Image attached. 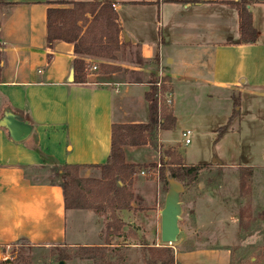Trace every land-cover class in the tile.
I'll list each match as a JSON object with an SVG mask.
<instances>
[{"label":"crops","instance_id":"obj_1","mask_svg":"<svg viewBox=\"0 0 264 264\" xmlns=\"http://www.w3.org/2000/svg\"><path fill=\"white\" fill-rule=\"evenodd\" d=\"M92 1L103 0H0V121L11 113L32 127L24 141L13 142L0 126V259L19 241L38 248L103 245L109 212L102 220L99 214L103 213L92 210L66 211L61 187L35 182L28 172L48 166L105 164L112 125L148 123L144 95L149 86L144 78L155 75L156 79L158 66L169 79L174 129L184 117L183 108L197 126L208 118V106L214 104L224 106L222 121L227 125L233 108L230 98L225 103L226 94L240 98V119H231L221 139L238 133L239 123L250 113L264 121V0H109L117 14L120 43L138 49L144 64L153 65L155 60L154 70L125 67L127 71L110 74L98 70L85 83L75 84L71 81L73 45L57 41L51 50L45 47L46 11L71 7L59 4L63 2ZM241 1L252 16L253 44H237L238 10L230 3ZM117 54L112 61L87 57L85 63L117 67ZM244 97L248 103H243ZM166 132L158 131L157 144L178 150L164 140ZM122 149L125 163L136 166L131 191L139 200L131 210L115 212L123 226L111 243L121 240L128 245L129 240L140 239L153 246L160 238L159 182L140 171L156 164L155 150L149 145ZM180 156L184 165H194ZM235 165L261 166L224 162L219 167ZM81 175L99 179L89 169L81 170ZM211 206V201L196 203V233H205ZM70 211L74 213L71 235ZM129 227L140 230L128 234ZM203 236L199 237L202 244L175 249L174 264H231V246L216 245L214 238Z\"/></svg>","mask_w":264,"mask_h":264},{"label":"rangeland","instance_id":"obj_2","mask_svg":"<svg viewBox=\"0 0 264 264\" xmlns=\"http://www.w3.org/2000/svg\"><path fill=\"white\" fill-rule=\"evenodd\" d=\"M116 53H118L116 65L120 71H127L125 67H142L147 70H154L155 66L148 63L137 64L139 53L135 47L121 46ZM154 79L155 75H146L144 78L146 82ZM229 98L232 108L234 102H237L240 107L241 100L238 96L226 94L224 96L225 103L229 102ZM243 99V103H248L245 97ZM171 106L167 109H171ZM208 107V118L197 126L190 123V118H188L190 115L183 108L184 114L182 115L184 117L180 121V125L163 134L164 140L170 145H175L178 150L174 151L179 154L182 153L188 163L208 166L200 170L194 181L191 182L187 178L181 182L186 188V192L181 196L182 215L178 223L180 232L177 241L165 246L161 244L159 239L155 245L148 247L169 248L174 256L175 249L178 247L191 248L197 246L204 242L199 237L208 235L216 240V245L224 243L231 246V264H264V121L254 117L256 114L250 113L239 123L238 133L228 134L225 138L223 137L224 139H221L222 137L218 138V130L226 124V120L222 121L225 115L224 106L214 104ZM232 119H240V108H238V115L233 116ZM183 130H190L192 133L188 145L183 144L181 137ZM167 149L170 150V148L158 145L155 150V163L159 162L160 158L165 159L164 153ZM224 162L229 164H243L245 162L247 165L261 166L253 168V173L250 178L246 179L245 187L242 190L239 188L241 165L219 167V164ZM53 167L31 170L28 172V176L35 182L57 181L52 172ZM152 168L144 169L146 174L143 176L158 180L161 211L167 186H163L159 180V169L157 173L155 172L156 175H153ZM89 173L92 177L100 176L97 169H89ZM202 200L212 202V215L204 225V234L196 233L194 229V208L196 203ZM105 215L107 214H99L100 219L104 220ZM73 217L74 213L70 211L67 218L70 235L73 233ZM136 230L140 229L126 228L128 234H135ZM141 244L143 243L140 239L129 240L128 245L121 243V240H116L104 250L89 251L80 247L38 248L19 241L6 253L9 256L7 260H2L3 256L1 257L0 264H60L61 262L62 264H146L145 259L150 254L141 249ZM138 246H140V250ZM59 256H62V259L59 260L57 258Z\"/></svg>","mask_w":264,"mask_h":264},{"label":"trees","instance_id":"obj_3","mask_svg":"<svg viewBox=\"0 0 264 264\" xmlns=\"http://www.w3.org/2000/svg\"><path fill=\"white\" fill-rule=\"evenodd\" d=\"M70 5L67 9L49 8L46 11V37L45 47L51 50L54 43L62 41L73 45L74 60L71 70V81L75 84L86 82L85 58H100L106 61L115 60L114 54L121 46H130L129 43L119 41L120 28L117 22V14L109 0L92 2L59 3ZM235 5L239 17V39L237 44H253L256 41V31L252 25L251 13L246 9V2L241 1ZM139 56V54H138ZM51 55H47V60ZM139 56L137 64H141ZM153 65H156L154 60ZM3 65V57L0 52V72ZM99 69L104 74L120 71L117 67H111L101 63ZM156 79L149 81V90L144 98L148 103L149 119L147 124L141 125H112L110 154L105 164L92 166L62 165L54 166L52 172L57 181L49 184H58L62 189L64 209L67 210H92L95 213L109 212V222L105 225L104 243L102 246L80 247L89 251L104 250L111 245V237L120 236L122 222L115 216L118 210H131V204L138 201L131 191V181L136 166L126 164L124 161L123 147H137L149 145L156 150L157 133L160 130L170 131L175 127V118L171 109L162 108V121L156 122ZM163 82L169 83L167 77ZM162 92H171L170 85L161 86ZM239 104L234 102L232 116L227 125L218 130V138H221L228 130L233 116L238 115ZM165 159H160L158 170L159 179L166 187V180L171 177L178 182L187 178L192 182L199 175L201 169L208 165H184L180 154L174 150H166ZM156 164L150 165L155 167ZM83 169H97L100 172L99 179L84 178L81 175ZM253 173V167H241L239 170V188L243 190L246 179ZM24 242V241H21ZM140 250V246H138ZM146 253H149L146 264H174V256L169 248L148 247L141 245ZM59 260L62 256L57 257Z\"/></svg>","mask_w":264,"mask_h":264},{"label":"water","instance_id":"obj_4","mask_svg":"<svg viewBox=\"0 0 264 264\" xmlns=\"http://www.w3.org/2000/svg\"><path fill=\"white\" fill-rule=\"evenodd\" d=\"M127 41V40H126ZM0 126L7 131L8 137L13 142L24 141L31 133L32 127L20 116L6 113L0 121ZM164 197L163 208L160 215V242L169 246L177 241L179 234V220L182 215L181 196L186 188L181 182L169 177ZM62 264V262L60 263Z\"/></svg>","mask_w":264,"mask_h":264},{"label":"built area","instance_id":"obj_5","mask_svg":"<svg viewBox=\"0 0 264 264\" xmlns=\"http://www.w3.org/2000/svg\"><path fill=\"white\" fill-rule=\"evenodd\" d=\"M94 71H96V65L95 64H87V68L85 70L86 75L89 76L91 75ZM156 81L154 83V86L156 88L157 94H156V122L159 125L162 121V108H168L172 105V100H171V94L170 92H162L161 91V86L163 85H168L167 82H163V74L161 68L158 66L157 69V74H156ZM181 137L184 145H188L190 143V132L188 130H184L181 132ZM161 159V158H160ZM160 159L159 162L156 163L155 167H153L152 174L156 175L157 170L160 168ZM156 172V173H155ZM141 175L146 174V172L141 171ZM9 256L4 253L2 260H7Z\"/></svg>","mask_w":264,"mask_h":264}]
</instances>
